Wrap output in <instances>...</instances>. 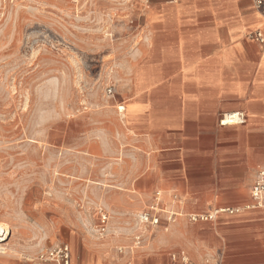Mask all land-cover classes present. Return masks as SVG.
Returning <instances> with one entry per match:
<instances>
[{
    "label": "rangeland",
    "instance_id": "obj_1",
    "mask_svg": "<svg viewBox=\"0 0 264 264\" xmlns=\"http://www.w3.org/2000/svg\"><path fill=\"white\" fill-rule=\"evenodd\" d=\"M143 2L0 0V264H35L58 242L78 264H172L184 250L170 225L201 221L180 196L125 181L143 161L118 108ZM156 192L180 215L138 239Z\"/></svg>",
    "mask_w": 264,
    "mask_h": 264
},
{
    "label": "crops",
    "instance_id": "obj_2",
    "mask_svg": "<svg viewBox=\"0 0 264 264\" xmlns=\"http://www.w3.org/2000/svg\"><path fill=\"white\" fill-rule=\"evenodd\" d=\"M143 6L118 106L123 140L138 144L143 161L125 171V181L180 196L187 212L219 210L212 220L179 217L168 229L180 238L170 247L195 263L264 264V215L251 206L264 167V18L255 0ZM236 111L246 114L244 123L221 124Z\"/></svg>",
    "mask_w": 264,
    "mask_h": 264
},
{
    "label": "built area",
    "instance_id": "obj_3",
    "mask_svg": "<svg viewBox=\"0 0 264 264\" xmlns=\"http://www.w3.org/2000/svg\"><path fill=\"white\" fill-rule=\"evenodd\" d=\"M255 5L264 18V0H255ZM258 37L264 41V36L261 32H258ZM247 117L243 111L224 113L221 117V124H242L246 121ZM251 196L253 203L252 207L260 209L264 215V167L258 169L252 187ZM178 196L174 195V199ZM163 198L160 196V192H156L152 203L144 209L139 215L138 220L146 228L136 235L138 239H141L145 235V231H149L151 227H157L161 225L162 214L167 213L166 219L168 222H174L177 216V211L164 208ZM233 211V210H231ZM219 210H215L212 213L195 214L192 216V220H212L216 217ZM180 214V213H179ZM103 222L107 220V215L104 214ZM176 216V217H175ZM7 235V229H0V242ZM2 238V239H1ZM172 264H197L190 256L181 251L179 253L172 254ZM35 264H74L72 251L69 243L58 242L53 243L50 246L42 248L32 259Z\"/></svg>",
    "mask_w": 264,
    "mask_h": 264
},
{
    "label": "bare ground",
    "instance_id": "obj_4",
    "mask_svg": "<svg viewBox=\"0 0 264 264\" xmlns=\"http://www.w3.org/2000/svg\"><path fill=\"white\" fill-rule=\"evenodd\" d=\"M177 215H180L179 213H177ZM7 233H8V231H7ZM2 239V238H1ZM3 244L0 242V246H2ZM4 248V247H3Z\"/></svg>",
    "mask_w": 264,
    "mask_h": 264
}]
</instances>
